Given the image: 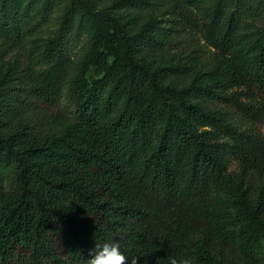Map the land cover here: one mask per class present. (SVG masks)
Segmentation results:
<instances>
[{
	"label": "trees",
	"instance_id": "obj_1",
	"mask_svg": "<svg viewBox=\"0 0 264 264\" xmlns=\"http://www.w3.org/2000/svg\"><path fill=\"white\" fill-rule=\"evenodd\" d=\"M109 1L0 0V264H264V0Z\"/></svg>",
	"mask_w": 264,
	"mask_h": 264
},
{
	"label": "rangeland",
	"instance_id": "obj_2",
	"mask_svg": "<svg viewBox=\"0 0 264 264\" xmlns=\"http://www.w3.org/2000/svg\"><path fill=\"white\" fill-rule=\"evenodd\" d=\"M116 0H111L108 3H106L104 6H101V9L104 8L110 14H113L116 17H119V14L114 12V10L108 9L112 5V3ZM0 8L4 9V6L0 4ZM120 19V17H119ZM93 31L97 34L98 42L96 43L95 47L98 50H102L103 52V59L98 58H92L90 61V64L87 67V74L89 77H97L104 73L107 70H114L116 69L121 60H122V53L124 46L122 44H119L112 48H104L103 42L104 37L109 32V26L106 24H98L95 23L94 26H92ZM56 31L57 28H51V31ZM47 39V35L45 33L39 34L35 39H33L31 42H29V48H27V53H42L44 49L45 40ZM21 53V52H20ZM24 52L22 51L21 54H18V58H25ZM15 59V57H14ZM6 73V70L0 71V78L3 74ZM237 119L239 120V123L243 125L245 128H249L253 130L254 132L262 135L264 137V118L259 121H250L244 118L242 115H238Z\"/></svg>",
	"mask_w": 264,
	"mask_h": 264
},
{
	"label": "clouds",
	"instance_id": "obj_3",
	"mask_svg": "<svg viewBox=\"0 0 264 264\" xmlns=\"http://www.w3.org/2000/svg\"><path fill=\"white\" fill-rule=\"evenodd\" d=\"M139 258H129L122 251L121 244L116 240H112L102 245H97L89 254L87 264H138ZM172 264H177V262L173 260ZM182 264H189V262L184 260Z\"/></svg>",
	"mask_w": 264,
	"mask_h": 264
}]
</instances>
